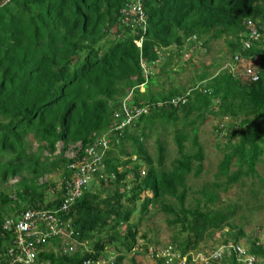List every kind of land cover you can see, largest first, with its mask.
Listing matches in <instances>:
<instances>
[{"label":"trees","instance_id":"obj_1","mask_svg":"<svg viewBox=\"0 0 264 264\" xmlns=\"http://www.w3.org/2000/svg\"><path fill=\"white\" fill-rule=\"evenodd\" d=\"M130 4L144 10L145 23L124 15ZM247 22L258 38L242 54L237 36L248 40ZM219 38L228 65H206L187 87L151 89L166 76L173 60L169 48L179 51L186 44L185 53L197 49L204 56L209 41ZM234 55L264 67V0H0V264L10 262L11 226L41 210L60 218L64 230L39 240L37 248L50 246L37 252V264H83L82 258L106 259L110 251L112 264H121L131 251L160 253L148 228L154 212L169 233L162 250L176 249L182 264H192L194 256L199 263L206 242L212 244L207 264H240L226 245L237 247L241 240L244 254L261 264L264 246L245 235L240 222L246 219L243 211L261 203L264 191L256 171L264 158V73L256 82L245 80L241 67L235 70ZM213 66L216 71L207 78L205 71ZM174 97L185 102L173 106ZM141 106L148 112L136 115ZM207 115L229 121L213 127L223 142L215 144L221 157L211 180L193 186L189 180L204 171L197 125ZM167 125L176 157L165 168V142L154 134ZM151 137L154 159L145 146ZM99 138L106 140L104 151L94 144ZM68 150L69 158L63 156ZM94 154L89 174L98 180L61 210L69 197L67 165L83 166ZM57 170L60 190L50 180L38 182ZM7 178L17 180L7 187ZM141 225L148 231L137 239ZM63 234L80 243L92 239L94 252H54ZM214 247L225 249L220 259L213 256Z\"/></svg>","mask_w":264,"mask_h":264},{"label":"rangeland","instance_id":"obj_2","mask_svg":"<svg viewBox=\"0 0 264 264\" xmlns=\"http://www.w3.org/2000/svg\"><path fill=\"white\" fill-rule=\"evenodd\" d=\"M8 0H4L6 2ZM223 38H219L217 40H211L209 41L208 45V51L205 53L203 51L204 56L198 55V50L195 49V52L191 53H185L184 51L187 47L186 44L180 49L179 51L176 50L175 48H169V50L172 53L173 60L170 63V66L166 68V76H162L161 79L159 80L160 84L156 87L153 86L151 89L154 91H158L160 89H165L168 88L169 85H173L174 87L176 86H183L187 87L191 81H194V77L197 75H200V73L204 70L203 67L206 65L210 64H219L221 67H225L228 65V60H224V42ZM185 48V49H184ZM189 49V48H188ZM186 54V56H184ZM175 55V56H174ZM177 55L180 57L177 58ZM189 58L188 62H185V60ZM163 59V58H162ZM204 65V66H203ZM157 70L156 67H151V72H155ZM215 68L214 66L211 67L209 70H206L207 72V78L212 75V73H215ZM148 111L146 110L144 113H147ZM229 120H224V119H218L216 117H212L211 115H207L203 122H201L199 125H197V140L199 142V145L202 148L203 155H204V160L202 162L203 164V173L199 178L195 179H190L189 184L196 186L204 181L211 180V172L215 171V165L217 164L218 160L221 157V153L219 150L215 148V144L218 142L220 145L221 142H223V137L222 135H218V139L215 137L214 129L213 127H219L220 124H226ZM166 129L162 131L160 127L155 128V134L154 137L158 138L160 141L165 142V150L166 153L165 159H164V167L168 168L170 161L176 157V150H175V143L173 142L172 139V132H171V127L169 125L165 126ZM178 127V124H177ZM187 130V129H186ZM154 137H151L148 139L145 143L146 149L148 151L149 156L154 159L156 156V150H155V141ZM185 146H187L186 151H190V145L189 141L187 140L184 143ZM33 147L35 146L34 144L32 145ZM69 146L68 148H70ZM60 149V143L56 144V151ZM44 154V153H43ZM64 157L70 156V151L68 150L63 154ZM93 171V170H92ZM256 171L258 172L259 175H262L264 178V158L262 161L257 164L256 166ZM17 179L16 178H7V181L3 184L4 186H9L12 185ZM47 181L50 180L53 182L57 187L56 190L58 191L60 189L61 185V176H60V171L57 170L53 172L51 175H45L41 179L38 180L39 183L42 181ZM90 183V182H89ZM96 183V182H95ZM94 184V183H93ZM92 188H97L96 185H93ZM51 189L48 191L47 195L50 194ZM97 192L100 193V189L97 190ZM108 191H104L101 194V197L105 196V193ZM221 198H223V195H221ZM228 198H234L232 196H229ZM52 195L48 196L46 200H51ZM232 201V200H231ZM260 204H255L254 210H251V212H246L243 211V215L246 217L244 222H240L243 228V233L245 235H252L254 237H258L259 242L264 246V191L262 192L260 196ZM156 219H151L152 223H150L149 227L150 229H153L151 233L156 236L158 246L156 247L157 250L162 251V243H166L167 237L169 233L167 232L165 225L163 223V219L161 218L162 216L158 213H155ZM136 220V215H132L129 219L130 223H133ZM150 222V220H149ZM140 231L137 233L136 238L144 231V225H141L139 227ZM156 233V234H155ZM139 238V237H138ZM137 238V239H138ZM240 244L243 246L247 247L245 244L244 240L240 241ZM202 247V250L204 252L209 251V246H212L210 242H206ZM50 246L49 243H46L44 247ZM84 243H80L76 240H70L68 238H63L62 241H60V248L58 249H53L54 252L59 253L67 251V252H72V251H82L83 250ZM213 246H216V244H213ZM43 247V248H44ZM69 247H71L69 250ZM82 247V249H80ZM43 248H40L43 250ZM39 248L34 249L35 254L40 250ZM50 249V248H49ZM52 249V248H51ZM176 250V249H175ZM177 251V250H176ZM208 253V252H207ZM205 253V254H207ZM114 255L115 252H109L106 259L110 261H114ZM199 259L198 256H194L192 259V264H199V263H193L196 262L195 260ZM203 264L204 263V258L200 259ZM36 262V261H34ZM40 264H49L47 261L39 262ZM83 264H86L83 262ZM121 264H156L155 260H151L149 257L145 255L143 252L141 255H135L133 259V263H131L130 258L129 260L127 257L124 258L123 262ZM182 264V263H180Z\"/></svg>","mask_w":264,"mask_h":264},{"label":"built area","instance_id":"obj_3","mask_svg":"<svg viewBox=\"0 0 264 264\" xmlns=\"http://www.w3.org/2000/svg\"><path fill=\"white\" fill-rule=\"evenodd\" d=\"M122 12L125 16H137V21L142 20V15L139 11V8L135 4L128 5V10ZM247 30L248 40H241V48L243 50H246L250 47V41H254L258 38L257 31L249 22H247ZM234 59H236V57ZM245 76L248 77L250 81H255L257 79L255 73L249 68L245 69ZM179 101L184 102V99L175 98L171 102L173 105H175ZM146 110V108L137 109L135 114L138 115L140 113L145 112ZM125 115L127 116L126 122H128L130 117L126 112ZM88 153H91V150H89ZM83 183V180L76 178L72 187L75 190ZM75 196L76 191H73L70 195L69 200L73 199ZM9 224L6 222L4 224V227H8ZM39 224L44 225L38 226ZM59 225H61V222L59 221V219H57V216L54 214H49L45 211H34V213H25L23 215V218L17 221V224L15 223L13 226H11L13 229V237L11 240V247H8L6 251L7 255L10 258V262L8 264H29L31 262V259L33 258L34 245L37 243V241H39L40 239H44L49 232H51L52 234H57L59 232L57 226ZM31 237H34L36 241H32ZM227 248H229V246H227L226 249ZM168 249L169 248H167V250ZM235 250L237 255L243 254V251H241V249L236 248ZM222 251L223 248L215 250L213 256L219 258L222 254ZM167 254V251H165V254L163 252V255ZM85 263L92 264L91 262ZM245 264H254L253 259L251 257L246 258Z\"/></svg>","mask_w":264,"mask_h":264},{"label":"clouds","instance_id":"obj_4","mask_svg":"<svg viewBox=\"0 0 264 264\" xmlns=\"http://www.w3.org/2000/svg\"><path fill=\"white\" fill-rule=\"evenodd\" d=\"M238 37V40H239V42H240V44H241V40H243L242 38H240L239 36H237ZM172 48V47H171ZM174 48V47H173ZM250 48V47H249ZM248 48V49H249ZM176 49V48H175ZM248 49H246V50H243L242 48H241V46H240V52L243 54V52H245V51H247ZM176 50H178V49H176ZM204 51V50H203ZM202 51V52H203ZM165 55H166V53H165ZM158 58H162L161 57V55L160 54H158ZM236 57V59H234ZM233 61H234V66H235V70H236V68L237 67H241V70H242V75L244 76V79L245 80H247V81H249V82H251V83H253V82H256L257 80H258V78H259V75L261 74V73H264V67L262 68V67H260L258 64L259 63H257L256 62V60L254 59L253 60V62H252V59L251 58H249V57H241V56H239V55H234V57H233ZM247 68H249V69H251L254 73H255V75L257 76V79L255 80V81H250L249 80V78L248 77H246L245 76V69H247ZM150 70H151V68H150ZM176 98H180V97H176ZM173 99H175V97L173 98ZM182 99H184V97L182 98ZM184 102H185V100H184ZM184 102H181V101H179V102H177L175 105H173V106H177V105H180V104H183ZM141 108H146L147 110H148V108L146 107V106H141ZM225 120V119H224ZM41 211H43V210H41ZM57 219H59V221L61 222V219L60 218H58L57 217ZM44 224H39L38 226H43ZM57 229L59 230V231H63L64 230V227H63V223L61 222V225H59V226H57ZM48 234H52L51 232H49ZM32 238V239H31ZM30 239L32 240V241H34L35 240V238L34 237H31ZM36 241V240H35ZM38 243H39V241H37V243L34 245V249H36L37 247H38ZM93 244H94V241L91 239V241H84V246H83V253H82V255L83 254H87V255H89V254H92L93 253ZM238 244H240V243H238ZM227 246H229V248H231L232 250H233V252H234V259H235V261L237 262V263H240V264H245V260H246V258H248V257H251L252 259H253V262H254V264H257V262L255 261V259L252 257V256H247L246 254H244V251L246 250V247L245 246H243L242 244H240V246H238L237 245V247H234V246H232L231 244H227L226 245V247ZM241 246H243V248L241 247ZM220 247H218L217 249L214 247V250L216 249V250H218ZM236 248H238V249H241V251H243V254H239V255H237L236 254ZM151 248H147V251H144V253H145V255L147 256V257H149L151 260H153L154 258H164L165 259V261L162 263V264H180V263H182L183 262V260H184V256H181V261H178V259H179V256H180V254L175 250V249H164V250H162L160 253H153V254H151ZM210 250V249H209ZM165 251H167L168 252V254L167 255H163V252H164V254H165ZM223 251H224V248H223ZM208 252V251H207ZM207 252H205V253H207ZM143 252H134V251H131L129 254V257H128V260H129V258H130V260L132 259V261H133V259H134V256L135 255H141ZM162 253V254H161ZM209 253L210 252H208L207 254H205V256H204V263L205 264H207V261H210V262H212V260L210 259V258H208V255H209ZM115 256V255H114ZM217 259H220V257L219 258H217ZM155 260V259H154ZM81 261H84V262H91L92 264H112L113 263V261H110V260H107V259H100L99 257H93V258H88V257H85V258H82L81 259ZM200 263H202L201 262V260H200ZM261 264H264V260H262V263Z\"/></svg>","mask_w":264,"mask_h":264},{"label":"bare ground","instance_id":"obj_5","mask_svg":"<svg viewBox=\"0 0 264 264\" xmlns=\"http://www.w3.org/2000/svg\"><path fill=\"white\" fill-rule=\"evenodd\" d=\"M131 1L132 2L139 3L141 0H131ZM140 13L142 15V20L141 21H137L138 18H136L134 21H136L137 23H139V22L140 23H145L146 22V15L144 13V10H142ZM162 60H163L162 58H159L158 59V62L160 63ZM141 64H142V67H143V69L145 71V74L147 76L148 71L146 69V66H145V64L143 62H141ZM141 90H143L142 87H141ZM134 111L136 112V109ZM129 112H130V110H127L126 111V113L128 114V116L131 119V116H130ZM94 144L95 145H98L99 144L102 147L101 150H103V151L106 149V146H107L106 140L104 138H99L98 139V142L97 143H94ZM89 150H91V149H88L86 152L88 153ZM70 156H71V154H70ZM70 156H68L67 158H69ZM94 156H95V154L92 156V159L89 161V163H85L83 166H80L78 163L77 164L70 163V164L67 165V169H69L71 171V174L69 176L70 178L68 179L69 182L66 184V186H68V189H67V193L68 194L67 195L69 197L66 198V200L64 201L63 205L61 206V210L68 209L69 206L72 204V202L75 200V198L81 195V190H84L85 191L86 189H89L91 187L92 181H97L98 180V178H97L98 175L91 177L90 174H89V173H92L93 172L92 171V168L94 167V161H93ZM76 178L77 179H80V180H83L84 183L81 184V186H79L78 188H76L74 190L73 187H72V185L74 184V181H75ZM73 191H76V196L73 199L69 200L70 195H71V193ZM43 211L46 212V210H43ZM58 234L61 235V231H59L57 234H53V235L54 236H57ZM63 238L70 239V237L68 235H65V234H63ZM36 255H37V253L35 254V252L33 251V258L31 259V262L29 264H36V262H38L36 260ZM34 261H36V262H34Z\"/></svg>","mask_w":264,"mask_h":264},{"label":"crops","instance_id":"obj_6","mask_svg":"<svg viewBox=\"0 0 264 264\" xmlns=\"http://www.w3.org/2000/svg\"><path fill=\"white\" fill-rule=\"evenodd\" d=\"M93 252H94V250H93ZM82 253H83V251H82ZM82 253H81V254H82ZM81 254H80V255H78V256H79V258L81 257ZM70 256H71V255H70ZM130 261H131V260H130ZM36 264H37V263H36ZM39 264H40V263H39Z\"/></svg>","mask_w":264,"mask_h":264},{"label":"water","instance_id":"obj_7","mask_svg":"<svg viewBox=\"0 0 264 264\" xmlns=\"http://www.w3.org/2000/svg\"><path fill=\"white\" fill-rule=\"evenodd\" d=\"M203 51V50H202Z\"/></svg>","mask_w":264,"mask_h":264}]
</instances>
